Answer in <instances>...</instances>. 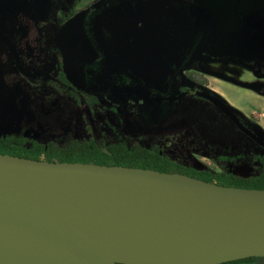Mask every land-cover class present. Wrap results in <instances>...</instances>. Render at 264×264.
<instances>
[{
    "label": "rangeland",
    "instance_id": "374dc122",
    "mask_svg": "<svg viewBox=\"0 0 264 264\" xmlns=\"http://www.w3.org/2000/svg\"><path fill=\"white\" fill-rule=\"evenodd\" d=\"M100 1L0 0V30L4 34L0 37V136H23L58 147L72 140H92L100 146L122 143L158 148L163 156L186 167L243 177L258 174L263 148L204 98L188 95L182 103H170L161 114L155 113V105L110 102L82 88L80 82L75 85L81 101L67 98V89L55 76L62 55L52 54L57 31L52 23L70 10H87L88 5ZM178 1L202 7L209 20L173 77L169 80L168 74L152 83L163 85L169 94L185 89L213 93L264 139V0L173 3ZM48 5L57 7L51 17ZM127 27L117 30V36L132 41L135 29ZM113 46L109 45L104 59L108 69ZM75 56H63L67 73L76 69ZM131 91L149 96L144 88ZM167 113L168 119L162 121ZM254 263L264 264V256Z\"/></svg>",
    "mask_w": 264,
    "mask_h": 264
},
{
    "label": "water",
    "instance_id": "95a60500",
    "mask_svg": "<svg viewBox=\"0 0 264 264\" xmlns=\"http://www.w3.org/2000/svg\"><path fill=\"white\" fill-rule=\"evenodd\" d=\"M175 1L140 3L133 23H141L138 33L131 42L114 43L109 69H121L147 84L168 74L169 80L173 77L209 20L202 7ZM193 94L209 101L264 149V139L223 100L206 91ZM77 199L194 245L203 255L180 261L117 249L107 242L94 213ZM76 210L92 219L96 239L74 225L71 215ZM0 224L25 232L45 250L36 264H220L264 256V189L223 186L151 168L0 154Z\"/></svg>",
    "mask_w": 264,
    "mask_h": 264
},
{
    "label": "flooded vegetation",
    "instance_id": "af4514ba",
    "mask_svg": "<svg viewBox=\"0 0 264 264\" xmlns=\"http://www.w3.org/2000/svg\"><path fill=\"white\" fill-rule=\"evenodd\" d=\"M139 5L140 2L136 0H102L96 5H88L87 10L80 12L70 10L62 19L52 23L57 31L52 39L55 42V44L52 42L54 44L53 52H49L58 56L62 55V58L56 62L58 68L55 76L57 81L67 89V98L76 102L81 101L78 87L75 85V82H80L82 88L91 89L92 92H97L110 102L134 103L150 107L155 105L153 108L155 113L161 114L164 109L169 107L170 103H182L188 95H194L193 92L196 90L186 89L169 94L168 89L163 85L147 84L140 78L130 79L121 69L106 68L105 60L109 45L131 41V39L125 40L117 36V30L123 29L127 25L128 29L136 28L134 33L137 35V28L141 26V23H133ZM40 7L37 6V9L39 10ZM47 8L48 17H51L57 7L48 5ZM40 15L46 16L44 13ZM3 35V31L0 30V37L4 38ZM44 51H46L45 48ZM74 54L76 55L74 58L76 69L70 68V73H67L64 57ZM134 88L147 89L149 91L148 98L132 93L131 90ZM186 92L187 94L180 100L169 99ZM92 101L94 100L92 99ZM168 117L169 113L162 121L167 120Z\"/></svg>",
    "mask_w": 264,
    "mask_h": 264
},
{
    "label": "trees",
    "instance_id": "16d2710c",
    "mask_svg": "<svg viewBox=\"0 0 264 264\" xmlns=\"http://www.w3.org/2000/svg\"><path fill=\"white\" fill-rule=\"evenodd\" d=\"M0 154L48 162H82L151 168L162 172L183 173L223 186L264 189V157L260 158L261 171L258 174L243 177L225 171L214 172L183 166L163 156L158 148L149 150L139 146L127 147L122 143L100 146L92 140H72L65 146L58 147L53 143H41L23 136L5 135L0 136ZM258 257H247L220 264H256L254 262Z\"/></svg>",
    "mask_w": 264,
    "mask_h": 264
},
{
    "label": "bare ground",
    "instance_id": "6f19581e",
    "mask_svg": "<svg viewBox=\"0 0 264 264\" xmlns=\"http://www.w3.org/2000/svg\"><path fill=\"white\" fill-rule=\"evenodd\" d=\"M76 201L94 213L107 242L117 249L129 252L142 249L155 257L180 261H193L203 255L196 246L180 242L120 213L79 199ZM71 220L81 233L96 239L93 221L88 215L76 210ZM45 254V250L28 234L0 224V264H36Z\"/></svg>",
    "mask_w": 264,
    "mask_h": 264
}]
</instances>
